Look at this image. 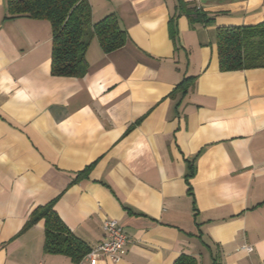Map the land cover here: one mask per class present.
Wrapping results in <instances>:
<instances>
[{"label": "crops", "instance_id": "crops-1", "mask_svg": "<svg viewBox=\"0 0 264 264\" xmlns=\"http://www.w3.org/2000/svg\"><path fill=\"white\" fill-rule=\"evenodd\" d=\"M87 1L127 38H93L74 77L51 72L50 22L0 0V264H89L45 252L44 219L25 227L49 202L90 248L121 226L118 261L96 264H264V67L221 71L216 45L264 0Z\"/></svg>", "mask_w": 264, "mask_h": 264}, {"label": "trees", "instance_id": "trees-1", "mask_svg": "<svg viewBox=\"0 0 264 264\" xmlns=\"http://www.w3.org/2000/svg\"><path fill=\"white\" fill-rule=\"evenodd\" d=\"M6 7L10 17L26 16L50 22L51 72L55 75L79 77L84 74L85 52L93 38L105 52L121 47L127 38L114 14L92 22L87 0H6ZM185 15L192 23L204 24L211 23L215 17L195 7L186 8ZM216 45L221 71L264 67V21L254 26L218 27ZM89 168L85 167L79 174ZM52 207L53 202H49L35 209L25 227L44 219L43 250L80 261L90 247L66 227ZM173 264L198 263L194 257L182 255Z\"/></svg>", "mask_w": 264, "mask_h": 264}, {"label": "built area", "instance_id": "built-area-1", "mask_svg": "<svg viewBox=\"0 0 264 264\" xmlns=\"http://www.w3.org/2000/svg\"><path fill=\"white\" fill-rule=\"evenodd\" d=\"M101 228L103 231L102 240L92 246L82 258V260L87 261L89 264H96L101 256H106L115 262L118 261L121 248L129 242L127 235L116 220L111 218L104 219ZM241 250L249 252L251 247L243 245Z\"/></svg>", "mask_w": 264, "mask_h": 264}]
</instances>
